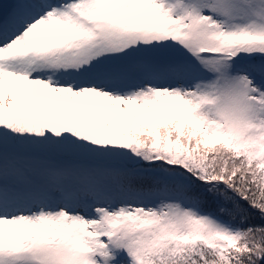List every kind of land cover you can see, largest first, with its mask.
<instances>
[{"label": "snow or ice", "instance_id": "6c2138e0", "mask_svg": "<svg viewBox=\"0 0 264 264\" xmlns=\"http://www.w3.org/2000/svg\"><path fill=\"white\" fill-rule=\"evenodd\" d=\"M0 264H264V0H0Z\"/></svg>", "mask_w": 264, "mask_h": 264}]
</instances>
